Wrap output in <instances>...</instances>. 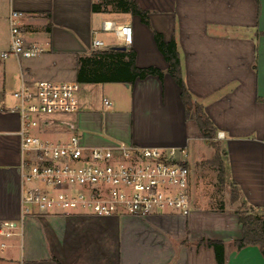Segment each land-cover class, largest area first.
Here are the masks:
<instances>
[{
	"label": "crops",
	"instance_id": "crops-1",
	"mask_svg": "<svg viewBox=\"0 0 264 264\" xmlns=\"http://www.w3.org/2000/svg\"><path fill=\"white\" fill-rule=\"evenodd\" d=\"M99 1L0 0L5 27L11 10L22 12L26 44L43 50L33 57L4 58L13 90L21 80L76 81L79 58L91 52L90 32L105 20L130 26L132 42L124 50L134 51L136 66L162 72L130 84L78 82L77 111L50 118L44 136L62 141L74 133L87 147L116 142L184 147L189 169L202 159L205 145L211 146L195 120L185 116L180 87L153 39L157 31L164 41L174 40L192 102L201 106L215 135L223 133L213 140L222 153L224 182L237 188L238 200L216 209L192 206L190 199L186 216L32 213L21 236L0 237L5 243L0 264H216L213 248L198 244L201 240L223 243V264H264L258 246L237 249L233 243L243 236L235 211L252 207L264 214V0H134L149 25L110 4L93 11ZM6 29L1 50L10 44ZM98 37L104 46L95 50L123 46L113 33ZM14 105L10 93H0V222L17 221L21 214L23 151L19 119L10 110ZM193 142L195 159L187 150Z\"/></svg>",
	"mask_w": 264,
	"mask_h": 264
},
{
	"label": "built area",
	"instance_id": "built-area-1",
	"mask_svg": "<svg viewBox=\"0 0 264 264\" xmlns=\"http://www.w3.org/2000/svg\"><path fill=\"white\" fill-rule=\"evenodd\" d=\"M22 12L8 15L10 44L1 58L33 57L42 53L26 44L20 29ZM101 32L113 33L127 47L132 42L129 25L111 20L91 30L90 49L104 46ZM79 83L21 80L11 95L10 108L19 119L17 134L23 151L21 214L17 221H1L0 237L21 236L26 216L91 214L97 217L133 215L145 217L190 212V169L184 147H147L131 142L87 147L72 133L62 141L44 136L50 118L78 109ZM104 104L109 102L104 99ZM52 120V119H51ZM216 138H223L222 132ZM5 243H0L4 248Z\"/></svg>",
	"mask_w": 264,
	"mask_h": 264
},
{
	"label": "trees",
	"instance_id": "trees-1",
	"mask_svg": "<svg viewBox=\"0 0 264 264\" xmlns=\"http://www.w3.org/2000/svg\"><path fill=\"white\" fill-rule=\"evenodd\" d=\"M112 5L114 8L138 15L141 22L149 25L146 11L140 9L134 0H100L92 4L93 11H98L103 5ZM154 42L168 64L167 72L171 75L176 84L180 87V97L184 104L185 116L192 117L200 131L203 140L210 146H216L213 142L215 129L203 113L201 106L192 102L181 78L179 56L174 40L164 41L162 35L153 31ZM148 75L162 76V72L153 66L138 67L134 63L133 50H121L116 47L108 49L92 50L88 56L80 57L76 71V81L79 83H104L123 82L133 83L135 79H142ZM215 148V147H214ZM222 153L217 150L214 154L213 163L216 166L218 180L224 183V166L221 159ZM230 199L232 202L238 200L237 188L230 186ZM238 214V221L241 225L243 236L233 243L237 249L245 245H256L264 256V218L255 213V209L248 207L246 211H235ZM204 243L212 247L216 264H223V243L221 241L201 240L198 244Z\"/></svg>",
	"mask_w": 264,
	"mask_h": 264
},
{
	"label": "rangeland",
	"instance_id": "rangeland-1",
	"mask_svg": "<svg viewBox=\"0 0 264 264\" xmlns=\"http://www.w3.org/2000/svg\"><path fill=\"white\" fill-rule=\"evenodd\" d=\"M7 26V23H6ZM7 27L4 25L2 17H0V42L5 40V33ZM0 43V48H1ZM3 51L0 49V52ZM11 60V59H10ZM6 60L0 57V93L4 92L5 94L12 93L13 86L11 78L5 75L4 70ZM5 79V81H4ZM9 79V80H8ZM200 142V141H199ZM213 142H215L213 140ZM215 147V148H214ZM206 152L205 156L190 166L191 172V183H190V199L192 206L198 207H210L219 209L221 207H230L229 204H232L230 200V191L227 185V182L221 184L218 180V172L216 166L213 163L214 154L218 147L211 146L208 147L205 145ZM214 152H213V149ZM187 150L190 152V158L195 159L197 156V145L196 142L190 143L187 146ZM231 201V202H230ZM237 208V205L235 206ZM239 208V207H238ZM242 209V210H241ZM240 211H246L245 208H239ZM258 216L264 218V214L254 213ZM45 215V214H42ZM74 215H91V214H74ZM94 216V215H91ZM124 216V215H120Z\"/></svg>",
	"mask_w": 264,
	"mask_h": 264
},
{
	"label": "water",
	"instance_id": "water-1",
	"mask_svg": "<svg viewBox=\"0 0 264 264\" xmlns=\"http://www.w3.org/2000/svg\"><path fill=\"white\" fill-rule=\"evenodd\" d=\"M117 48H118V49H121V50H124V49H125L124 46H118Z\"/></svg>",
	"mask_w": 264,
	"mask_h": 264
}]
</instances>
